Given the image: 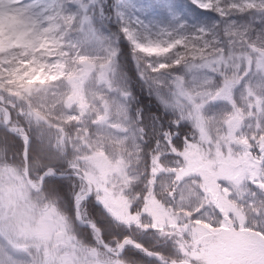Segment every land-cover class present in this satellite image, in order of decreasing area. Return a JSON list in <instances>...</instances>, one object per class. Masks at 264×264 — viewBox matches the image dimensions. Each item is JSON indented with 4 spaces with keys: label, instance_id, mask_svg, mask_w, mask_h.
I'll return each instance as SVG.
<instances>
[{
    "label": "snow or ice",
    "instance_id": "obj_1",
    "mask_svg": "<svg viewBox=\"0 0 264 264\" xmlns=\"http://www.w3.org/2000/svg\"><path fill=\"white\" fill-rule=\"evenodd\" d=\"M15 2L20 4L21 0ZM156 4L162 10L159 18L149 16L155 5L137 7L135 0H124L117 14L119 32L131 45L142 78L165 112L176 117L170 124L179 129L173 134V127L161 128L149 166L140 177L128 172L125 160L116 161L111 171H105L90 168L88 161L80 159L82 150L94 149L83 145L79 136L75 140L69 137L75 135L77 128H90L89 115L74 119L80 110L69 107L68 116L73 119L65 126L66 136L65 130L50 124L31 103L48 91L52 81L39 75L29 77V73L36 68L52 72L58 63H79L82 53L76 49L85 44L100 46L106 53L104 68L113 79L103 82L110 84L117 80L116 47L111 37L98 33L94 27L89 4L83 0H45L40 11L36 10L38 4L19 8L17 14L31 28L34 46L24 49L14 64L0 56V127L18 135L23 142L19 159L29 168L27 189L39 197L41 211L40 223L33 222L35 226L29 229L30 242L12 228L0 231V264H69L66 259L48 255L53 235L58 240H70L69 247L75 246L71 264H134L125 255L129 248L137 249L157 264H176L175 258L166 255L163 249L175 250L190 259L191 264H208L204 259L185 256L181 239L182 235L188 237V224L200 219L205 209L194 211L191 216H180L168 208L169 204L173 208L177 205L185 183L192 179L189 176L181 179L179 166L173 167L175 160L169 158L187 163L185 149L191 138L184 136L180 143L181 132L186 121L198 127L201 114L221 125L234 113L242 115L241 134L247 135L251 151L261 158V171L257 175L256 170H251L238 178L221 180V184L229 189V199H237L239 190L247 189L242 202L249 208L251 220L246 221L245 227L264 236V28L255 32L232 19L236 13L251 14L259 16L264 24V0H190L188 7L217 13L224 20L223 27H207L191 20L182 10L183 0H156ZM138 13H143L144 18ZM73 30L90 39L73 43ZM42 41L54 46L57 53L54 60L44 58L51 52L37 54ZM25 61L32 66L26 68ZM109 91H116L128 117L125 122L132 125L129 131L145 132L143 112L138 117L130 112V94L120 89ZM176 97L186 103L175 102ZM92 100L101 111L105 110L101 98L94 95ZM220 102H226L229 110L211 112L210 108ZM157 119L160 117H151L152 122ZM33 135L38 142L35 150ZM0 148L7 160L13 148L7 136L0 137ZM140 152H144V147ZM16 155L12 153V160H16ZM120 155L129 158L127 153ZM164 177L170 178L167 187L160 183ZM141 183L143 190L135 191ZM197 188L202 196L203 189ZM65 202H71L77 221H87L89 217L84 213L89 208L95 212L96 204L101 205L111 217V231L106 232L94 222L91 224L94 243L69 235L75 232L73 219L56 211ZM222 219L221 215L212 222L213 226L219 227ZM149 234H155L164 244L153 249L137 239L138 235ZM261 236L257 239L261 240ZM26 242L27 247L22 246ZM261 244L264 246V240ZM259 264H264V260Z\"/></svg>",
    "mask_w": 264,
    "mask_h": 264
},
{
    "label": "rangeland",
    "instance_id": "obj_2",
    "mask_svg": "<svg viewBox=\"0 0 264 264\" xmlns=\"http://www.w3.org/2000/svg\"><path fill=\"white\" fill-rule=\"evenodd\" d=\"M44 2L45 0H21L20 4H16L15 0H3L0 3V56L14 64L18 58L22 57L24 49L34 46L31 28L17 12L19 8L30 4H38L39 7L36 10L40 11ZM83 2L89 4V15L93 18L94 27L98 33L111 37L114 42L118 53L115 65L117 80H113L110 84L103 82L113 79L104 68L106 53L100 46L89 47L85 44L76 49L78 53H82L79 63L72 65L58 63L52 72L36 68L29 73V77L39 75L52 81L48 91L34 98L31 103L50 124L65 130L66 136L65 126L70 119L81 120L86 114L91 117L90 128H77L75 135L69 137L70 140H75L79 136L83 145L94 149L92 152L82 150L80 154V159L88 161L90 168L111 171V166L116 161L125 160V166L130 174L136 177L143 176L156 144L149 150L148 158L140 152L144 144L145 132L143 130L129 131L132 125L125 122L128 117L123 111L119 97L116 91H109V88L120 89L121 92L126 90L130 94L128 101L130 112L138 117L139 111L133 109L131 105L132 83L119 62L120 40L126 39L119 32L120 23L117 14L124 0H83ZM135 3L137 7L145 8L155 5L149 11L150 17L159 18L162 15L156 0H135ZM189 3L190 0H183L182 10L194 22L208 26L207 22H211L209 18L211 13H205V10L197 11L195 6L188 7ZM138 15L144 18L143 13ZM232 19L241 25L250 26L255 32L264 28L259 16L236 13L233 14ZM221 23L223 26L224 20ZM71 39L73 43H76L78 40L90 38L83 37L78 31L73 30ZM40 44L37 54L51 52V55L44 58L49 61L54 60L57 55L53 51L54 46L50 42L42 41ZM126 44L130 49L137 73L142 76L127 40ZM25 65L26 68L32 66L28 61H25ZM256 88H259V84ZM94 95L103 100L104 111L100 110L99 105L93 103ZM153 95L157 99L154 93ZM175 102L186 103L180 97H176ZM69 107L79 109V116L70 118L67 111ZM227 110L229 106L226 102H220L210 108L211 112L217 114ZM133 123L136 122L133 121ZM243 123L244 119L240 113L231 115L223 125L210 122L203 114L199 117L198 127H195L192 121H186L185 124L190 127L182 131L184 134L181 133L179 142L182 143L184 136L191 138L185 149L187 163L181 164L177 158H169L175 160L173 167L179 166L181 179L185 176L192 179L185 183L183 194L177 201V205L173 208V205L169 204L168 208L173 209L174 214L180 216H191L192 212L199 211L201 208L205 209L200 219L188 224L190 228L188 237L181 236L182 251L185 256L204 259L208 264H233V262L259 264L261 260H264V246L261 244L264 236L253 231L252 228L245 227L246 221L251 220L249 208L242 202L247 189H240L237 199H229V189L221 184V180L238 178L251 170H256L257 175L260 174L261 158L251 151L247 135L241 134ZM120 153H127L129 158L126 159ZM145 158L148 160L145 161ZM169 182V177H164L160 181L165 187ZM197 186L203 189L202 196ZM135 190L142 191L143 184ZM238 200L241 202L238 203ZM40 211L39 197L28 191L22 169L0 162V231L12 228L28 241L29 229L35 226L33 222L40 223ZM56 211L65 215L58 207ZM221 215L223 219L220 226L214 227L212 222ZM75 221L77 222L76 218ZM252 223L255 221L252 220ZM73 225L75 229L74 221ZM233 231H239L240 236L234 237ZM249 231L255 234L246 238L245 235ZM69 235L76 236L77 233L73 232ZM258 236H261V240L257 239ZM253 241L257 244L254 245ZM69 245H71L70 240H58L53 235L47 249L48 255L66 259L71 264L72 257L75 255L72 247L75 246L69 247ZM22 246L27 247V242ZM215 256L219 258V263L212 261ZM182 260L191 262L185 258Z\"/></svg>",
    "mask_w": 264,
    "mask_h": 264
},
{
    "label": "trees",
    "instance_id": "obj_3",
    "mask_svg": "<svg viewBox=\"0 0 264 264\" xmlns=\"http://www.w3.org/2000/svg\"><path fill=\"white\" fill-rule=\"evenodd\" d=\"M210 13L211 15L209 18L211 19V22H207L208 23L207 27H214V26L223 27L221 23L223 21V18L219 17V15L215 12H210ZM119 62L123 72L127 75L129 81L132 83V91H133V99L131 100L132 108L139 111V113L142 111L145 116V119L142 122L145 127V133L143 134V139H144L143 155H145V157L148 158L149 150L154 148L156 140L159 139V134L162 127L171 126L173 127L174 131L179 129H176L175 125L170 124V121L174 119V116L171 115L170 113L165 112L164 108L161 106V104L157 101V99L153 95V92L150 89L149 85L143 80L142 76H140L137 73V69L134 65V60L132 59V55L130 53V49L127 48L126 40L122 38L120 40ZM152 116H158L160 117V119H157L155 120V122H152L151 120ZM184 126L185 127L183 130L188 129L190 127V125L187 124H185ZM4 136H7L10 144L13 145V148L7 160L4 159L5 157L4 149L0 148V162L5 163L7 165H15L18 166L20 169H23L25 162L23 160H20L18 155L23 149L22 140L18 135L14 133H9L7 132L6 129L0 127V137H4ZM37 144L38 142L36 141L35 136L33 135V150H35ZM13 152L17 154L16 160H12L11 158ZM146 158L145 161L148 160ZM60 163H64V162L61 161ZM141 185L142 184H137L135 189L140 188ZM69 195H71V193ZM58 208L63 213H64L63 211L64 209L71 214L75 224V232L81 238V240H84L87 243H94L93 230L87 226H80L75 221L71 202H65L62 205V207H58ZM85 213H86L85 216L89 217V219H92L99 226L103 227L106 232L111 231V224H112L111 217L106 212V210L103 209L101 205L96 204L95 212H93V210L89 208L88 211ZM137 239H140L141 242L144 243L146 247H150L153 249L160 248L161 245L164 244V241H158L155 234H149L147 237H141L138 235ZM253 243L254 245L257 244V242L254 241ZM163 250L165 251L166 255L170 257H174L175 259L184 258L175 250L171 252L168 249H163ZM125 255L126 258L133 261L134 264H157V261L145 257L142 253H140L137 249L134 248L126 249ZM218 259L219 258L215 256L212 261L214 263H219Z\"/></svg>",
    "mask_w": 264,
    "mask_h": 264
},
{
    "label": "water",
    "instance_id": "obj_4",
    "mask_svg": "<svg viewBox=\"0 0 264 264\" xmlns=\"http://www.w3.org/2000/svg\"><path fill=\"white\" fill-rule=\"evenodd\" d=\"M28 171H29V168H28V166H27L26 163H25V167H24V175H25V178H26L27 182H28V180H29V177H28ZM77 223H78L79 225L87 226V227L91 228V224L94 223V222L91 221V220H87V221H77ZM176 264H191V262L186 261V260H176Z\"/></svg>",
    "mask_w": 264,
    "mask_h": 264
},
{
    "label": "clouds",
    "instance_id": "obj_5",
    "mask_svg": "<svg viewBox=\"0 0 264 264\" xmlns=\"http://www.w3.org/2000/svg\"><path fill=\"white\" fill-rule=\"evenodd\" d=\"M63 211H64V214H65L67 217H69V219H72V216H71V214H70L69 212H67V211L64 210V209H63Z\"/></svg>",
    "mask_w": 264,
    "mask_h": 264
}]
</instances>
